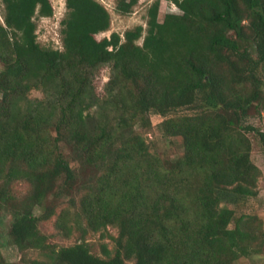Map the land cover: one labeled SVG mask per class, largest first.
<instances>
[{
	"label": "trees",
	"instance_id": "16d2710c",
	"mask_svg": "<svg viewBox=\"0 0 264 264\" xmlns=\"http://www.w3.org/2000/svg\"><path fill=\"white\" fill-rule=\"evenodd\" d=\"M172 1L180 13L160 20L155 0L146 28L99 38L111 27L106 6L66 0L63 48H54L38 41L36 22L54 14L52 0H3L0 264H240L264 252L258 216L223 206L256 197L263 173L250 133L264 132L248 120L264 109V0ZM137 2L117 9L129 14ZM107 63L109 99L93 112L90 74ZM35 88L46 97L32 99ZM151 114L182 154L150 151L135 127ZM17 181L31 186L22 198ZM65 199L77 213L62 209L57 226L70 235L72 220L84 234L115 225V251L102 243L101 255L85 237L49 241L41 224ZM7 242L19 262L6 259Z\"/></svg>",
	"mask_w": 264,
	"mask_h": 264
},
{
	"label": "rangeland",
	"instance_id": "374dc122",
	"mask_svg": "<svg viewBox=\"0 0 264 264\" xmlns=\"http://www.w3.org/2000/svg\"><path fill=\"white\" fill-rule=\"evenodd\" d=\"M102 2L106 8L111 13V27L109 30L101 32L98 34L99 38L104 36H110L112 32L116 31L124 36L126 30L134 28L135 26L142 24L147 27V21L149 18V8L155 0H138L137 4L134 6L133 11L129 14H122L117 9V0H99ZM54 6V14L52 16H36V22L38 25L37 34L38 41L43 46H51L54 48H63L62 41V19L65 17L67 12L66 0H52ZM3 0H0V20L4 21L3 17ZM180 8L172 0H161L160 9V20L164 18L167 13H180ZM143 38L139 40L142 43ZM91 76V91L93 101L95 104L92 107V111L101 107V105L106 104V99H109V95L106 91L108 81L112 76V67L109 63L100 65L98 68L93 69ZM30 97L35 98H45L46 93L41 89H33L30 92ZM90 100V99H89ZM190 112L189 109H182L178 113ZM165 118L160 115L151 114L150 123L148 125L138 124L135 129L142 134L149 145V149L152 153L161 154L166 158L174 159L180 154H182L184 147L181 139L177 137H170L164 134L161 123ZM249 123L257 126L261 132H264V109L260 114L252 116L249 118ZM250 137L253 142L252 159L253 161L262 169V176L258 183L259 193L256 197L249 198L248 200L242 201L237 205L236 202L226 201L223 206H231L237 208V216L241 214H253L258 216L259 221L264 227V140L261 135L257 132H251ZM31 186L29 183L24 181H17L14 185V193L17 197L22 198L28 194ZM231 198V197H230ZM79 202V196L76 197ZM70 209L72 215L75 216L77 213L78 206L71 204L69 199L62 201L58 208L57 214H55L49 221L43 222L41 224V229L43 232L48 234L49 241L56 243L58 245H70L77 241H80L82 237H85L90 243L93 244L94 251L103 254L101 251V244L107 243L109 249L113 252L116 249V242L112 236L118 235V228L115 225H109L107 232L104 230L89 231L84 234L82 229L78 228L75 221L72 220L71 224L75 226L73 232L68 235L65 230L57 226L56 222L59 213L62 209ZM37 213L41 210L39 207L36 209ZM10 219L8 215L7 220ZM86 225V221L83 222ZM4 228H0V239L1 241H6ZM84 234V235H83ZM106 234V235H103ZM3 254L9 262L17 263L22 257V252L12 244L8 242L2 247ZM27 257L30 258H40L43 259L44 256L39 250H29L27 252ZM240 264H264V252L260 254H255L251 257H244L240 259Z\"/></svg>",
	"mask_w": 264,
	"mask_h": 264
}]
</instances>
